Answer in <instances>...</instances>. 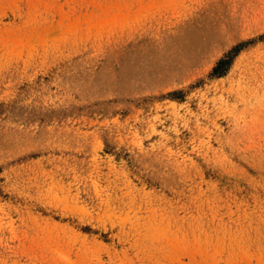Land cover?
Instances as JSON below:
<instances>
[{"label":"rangeland","instance_id":"rangeland-1","mask_svg":"<svg viewBox=\"0 0 264 264\" xmlns=\"http://www.w3.org/2000/svg\"><path fill=\"white\" fill-rule=\"evenodd\" d=\"M0 264H264V0H0Z\"/></svg>","mask_w":264,"mask_h":264},{"label":"trees","instance_id":"trees-1","mask_svg":"<svg viewBox=\"0 0 264 264\" xmlns=\"http://www.w3.org/2000/svg\"><path fill=\"white\" fill-rule=\"evenodd\" d=\"M224 63H226L225 61L221 62V65H223Z\"/></svg>","mask_w":264,"mask_h":264}]
</instances>
